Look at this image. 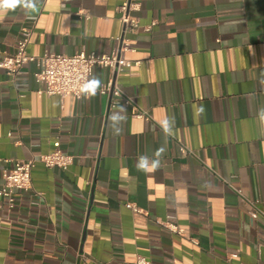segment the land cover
I'll return each mask as SVG.
<instances>
[{"label": "crops", "instance_id": "obj_1", "mask_svg": "<svg viewBox=\"0 0 264 264\" xmlns=\"http://www.w3.org/2000/svg\"><path fill=\"white\" fill-rule=\"evenodd\" d=\"M125 1L0 12V58L26 29L31 55L111 53ZM131 1L139 28L134 51L120 52L131 65L96 66L89 85L111 80L134 104L100 86L39 93L35 64L0 68V186L12 161L57 140L73 156L67 169L37 160L33 189H15L12 207L0 195V264H264V0Z\"/></svg>", "mask_w": 264, "mask_h": 264}, {"label": "built area", "instance_id": "obj_2", "mask_svg": "<svg viewBox=\"0 0 264 264\" xmlns=\"http://www.w3.org/2000/svg\"><path fill=\"white\" fill-rule=\"evenodd\" d=\"M138 8L139 3L131 0L125 1L118 7L122 29L120 35L115 37L118 48L111 53L80 51L72 55L61 53L31 55L27 51L30 31L26 29L23 37L17 41L15 53L0 58V68L14 75L19 74L25 64L33 63L37 68L34 72V78L41 84V88L38 90L39 93L61 97L72 94L80 98L84 94H89L85 92V88L90 86L89 78L96 66L109 67L116 72H120L131 65V61L122 58L120 52L134 51L128 34L135 33L139 28L138 19L132 15V12ZM99 90L103 93H111L116 97L115 102L122 100L125 104H134L132 99L124 96L120 88L114 85L111 80L103 83ZM133 116L147 118L148 114L146 111H137L133 113ZM53 146L52 150L41 153L37 159L12 161L11 165L4 170L0 195L7 199L10 207L14 205L15 189L24 191L33 189L32 170L37 160L43 163L45 167H59L61 169H67L73 163V156L62 151L59 140L55 141ZM37 194L40 195L41 193L38 192ZM250 203L255 208L250 211V215L257 218L260 211L256 208L255 203ZM127 206L134 212H141L135 204H127ZM163 224L174 230L173 225L169 222ZM134 264H148V261L145 257L138 256Z\"/></svg>", "mask_w": 264, "mask_h": 264}, {"label": "clouds", "instance_id": "obj_3", "mask_svg": "<svg viewBox=\"0 0 264 264\" xmlns=\"http://www.w3.org/2000/svg\"><path fill=\"white\" fill-rule=\"evenodd\" d=\"M23 6L24 8H34L35 5L33 3V0H0V12H3L8 9H15L17 6ZM100 86V81L98 79H93L90 82V86L85 88V92L90 94H95L96 90ZM163 131L166 134H170L172 128L169 126V121L164 120L161 125ZM119 131V129H117ZM164 152V148H160L155 153L156 157H159ZM141 168H144L145 170L155 169L159 166V159H154L151 162V165L149 166V162L146 158L141 157L140 164L138 165Z\"/></svg>", "mask_w": 264, "mask_h": 264}]
</instances>
